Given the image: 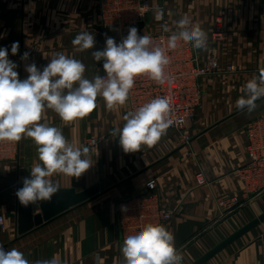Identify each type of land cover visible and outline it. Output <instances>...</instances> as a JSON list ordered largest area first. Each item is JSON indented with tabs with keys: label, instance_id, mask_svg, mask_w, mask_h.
<instances>
[{
	"label": "crops",
	"instance_id": "1",
	"mask_svg": "<svg viewBox=\"0 0 264 264\" xmlns=\"http://www.w3.org/2000/svg\"><path fill=\"white\" fill-rule=\"evenodd\" d=\"M152 9L142 35L164 32L163 25L176 31L175 23L187 17L207 33V50L197 49L203 62L211 50L219 70L201 78L202 103L183 131L167 129L151 147L125 153L119 135L113 131L126 123L125 104L108 109L102 96L86 117L65 123L45 107L41 123L62 130L77 147H88L90 138L99 139L97 151L89 147L92 167L80 178L54 174L59 188L84 191L94 185L99 193L88 201L46 220L25 234L18 231L19 200L16 191L23 178H30L38 163L37 145L31 138L15 142L16 153L0 161V214L6 230L0 229V244L16 248L30 261L58 256L62 264H96L99 254L104 264H122L119 214L121 201L142 193L155 179V190L165 207L176 211L166 229L183 257L191 264L242 226L264 213V195L245 197L232 211L221 215L218 198L241 195L239 169L248 161L246 126L264 116V98L251 113L240 111L235 102L241 88L259 68L264 67V2L262 0H149ZM163 10L157 20L156 10ZM97 0H0V47L17 64L21 80L25 66L35 63L41 71L56 53L70 55L86 66L84 76L100 75L103 61L96 62L92 51L103 50L96 30ZM91 32L96 44L83 52L72 44L75 36ZM108 37L114 38L113 35ZM19 42L16 55L13 42ZM29 58L22 60L23 53ZM232 67L233 70H229ZM203 173L207 182L199 184ZM39 202L33 212L43 213ZM204 264H264V222L240 237Z\"/></svg>",
	"mask_w": 264,
	"mask_h": 264
},
{
	"label": "clouds",
	"instance_id": "2",
	"mask_svg": "<svg viewBox=\"0 0 264 264\" xmlns=\"http://www.w3.org/2000/svg\"><path fill=\"white\" fill-rule=\"evenodd\" d=\"M163 10H156L155 18H163ZM176 31L163 25L167 37V48L174 49L178 41L191 42L195 49L207 50V33L189 18L183 17L175 23ZM78 50L93 49L96 39L91 32L82 31L72 40ZM19 42L11 45V54L16 55ZM96 62L103 61L105 76L96 75L91 80L84 76L86 66L70 55L56 53L41 71L35 63L25 66L28 73L21 80L16 71L17 64L11 61L7 48L0 47V141H19L26 136L37 145L38 163H34L30 178H23V187L15 195L19 203L27 208L39 202H50L58 193L59 185L52 179L54 174L80 178L92 167L87 158L88 147H77L69 142L62 130L41 123L45 107L54 110L65 123L89 115L102 96L106 107L124 105L135 79L147 75L163 84L165 67L169 58L164 47L157 45L152 37L138 35L136 27H130L126 37L117 43L105 34L103 50L92 51ZM29 53L21 59L27 60ZM241 88L243 95L235 102L240 111L251 113L257 101L264 98V67L259 68ZM172 100L158 96L135 111L124 116L126 123L115 129L119 143L125 153L140 151L141 145L153 146L166 130L182 121L173 119ZM151 186V185H149ZM122 211H127L122 207ZM122 264H181L183 257L174 244V236L162 224L148 223L134 234L126 235L121 248ZM0 264H62L54 255L51 259L30 261L16 248L6 250L0 244ZM96 264H104L99 254Z\"/></svg>",
	"mask_w": 264,
	"mask_h": 264
},
{
	"label": "built area",
	"instance_id": "3",
	"mask_svg": "<svg viewBox=\"0 0 264 264\" xmlns=\"http://www.w3.org/2000/svg\"><path fill=\"white\" fill-rule=\"evenodd\" d=\"M151 10L148 0H97V22L107 36L113 35L117 43L128 34L130 27L138 28L145 22ZM170 32L149 34L153 41L165 48L169 64L165 67V82L160 84L147 75L138 76L127 99L129 112L135 111L158 96H168L172 100L173 119L182 123L174 124L168 129L183 131L191 121L202 103L201 78L219 70L215 51L211 50L205 62L191 42L178 41L174 49L167 48ZM141 36H143L141 34ZM229 70H233L232 67ZM101 76L106 74L102 72ZM248 161L239 169L243 183L241 195L228 194L218 198L221 215L232 211L245 197L264 195V116L247 123ZM88 147L97 151L99 139L90 138ZM16 153L14 141H0V161ZM199 184L207 182L203 173L197 175ZM151 185V186H149ZM157 181L151 179L146 183L142 193L121 201L119 226L121 244L126 235L134 234L148 223L162 224L165 227L176 211L161 204L155 190ZM2 190L0 184V192ZM122 207L127 211H122ZM6 220L0 214V229L6 230Z\"/></svg>",
	"mask_w": 264,
	"mask_h": 264
},
{
	"label": "water",
	"instance_id": "4",
	"mask_svg": "<svg viewBox=\"0 0 264 264\" xmlns=\"http://www.w3.org/2000/svg\"><path fill=\"white\" fill-rule=\"evenodd\" d=\"M264 2V0H262ZM145 22L141 23L137 28L138 35L142 34V30ZM96 30L99 32L98 42L105 43V33L101 25H96ZM23 187V185L21 186ZM57 194H55L50 202H42L40 208L43 213L35 214L33 212V205L25 208L19 203L18 210V231L19 234H25L30 230L34 229L37 226L42 225L46 220H49L72 207H75L81 203H84L91 199L93 196L99 193V187L94 185L84 191H76L72 188H59ZM264 222V213L254 218L240 229L235 231L233 234L222 240L215 247L210 249L208 252L203 254L197 260L191 264H204L209 261L211 258L219 254L229 245L234 243L243 235L247 234L257 226L261 225Z\"/></svg>",
	"mask_w": 264,
	"mask_h": 264
},
{
	"label": "rangeland",
	"instance_id": "5",
	"mask_svg": "<svg viewBox=\"0 0 264 264\" xmlns=\"http://www.w3.org/2000/svg\"><path fill=\"white\" fill-rule=\"evenodd\" d=\"M149 1V0H148ZM149 3H150V1H149ZM150 6H151V9H152V5H151V3H150ZM151 11V10H150Z\"/></svg>",
	"mask_w": 264,
	"mask_h": 264
}]
</instances>
